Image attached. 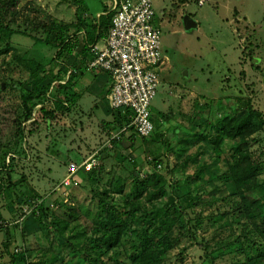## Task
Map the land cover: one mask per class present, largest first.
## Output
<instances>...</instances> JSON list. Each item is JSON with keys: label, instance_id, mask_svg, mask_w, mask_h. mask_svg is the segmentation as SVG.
<instances>
[{"label": "rangeland", "instance_id": "obj_1", "mask_svg": "<svg viewBox=\"0 0 264 264\" xmlns=\"http://www.w3.org/2000/svg\"><path fill=\"white\" fill-rule=\"evenodd\" d=\"M81 1L89 19L109 9L107 0ZM153 6L164 54V64L157 69L156 95L149 106L153 131L148 138L134 135L130 140L131 132L117 126L108 105L111 80L105 72L86 71L78 77L74 90L80 98L69 111H55L51 119L43 117L40 108L53 110V102L34 99L28 104L32 118L23 121V96L33 82L30 62H39L45 70L57 69L52 61L55 50L41 41L45 29L52 21L76 20V7L73 0H0V27L17 32L10 37L13 51L0 57V183L9 186L0 191V264H11L10 254L21 252L31 264H48L56 258L55 264H62L72 258L56 233L62 230L59 223L69 226L65 237L74 226L88 230L97 205L84 179L77 177L79 185L67 187L61 181L75 156L84 161L97 152L105 155L110 140L117 137L122 148L128 147L117 151L131 161L121 162L115 153L104 160L97 157L98 165L103 166L100 187L107 179L120 178L124 194L132 195L128 168H134L142 180L152 172L153 154L160 152L157 173L170 185L167 191L173 190L179 198L188 192L196 199L194 207L185 208L182 226L174 225L175 246L163 264H245L244 253L228 252L227 248L234 246L244 229V219L234 221L238 205L244 200L249 204L253 198L250 193L242 194L243 198L232 195L224 176L228 175V157L216 158L206 120L222 113L218 102L228 109L237 98L249 100L264 116V0H203L202 5L198 0H153ZM186 15L197 22L196 28L184 29ZM59 96L62 98L61 92L54 98ZM194 131L207 136L188 151L197 154V163L206 168L198 180L193 179L197 163H189L183 172H171L182 162L175 155L179 139ZM261 173L259 177L264 179V166ZM178 180L179 187L175 185ZM31 191L39 196L34 203L27 196ZM164 201L162 198L155 205ZM40 203L42 220L31 215ZM77 260L71 262L77 264ZM255 264H264V259Z\"/></svg>", "mask_w": 264, "mask_h": 264}, {"label": "trees", "instance_id": "obj_2", "mask_svg": "<svg viewBox=\"0 0 264 264\" xmlns=\"http://www.w3.org/2000/svg\"><path fill=\"white\" fill-rule=\"evenodd\" d=\"M73 1L76 7V20L69 23L52 21L45 29L44 39L41 40L55 50L52 61L54 60L56 71L45 70L43 65L35 61L30 62L28 66L33 82L31 89L23 96V121L32 118L31 106L28 104L34 99L41 102H53V110L40 108L43 117L50 119L54 117L55 111L67 112L76 104L80 95L74 90V86L78 77L88 71V63L94 57L91 46L103 43L108 35L112 18L111 13H106L108 8H104L100 16L89 19L85 17L82 1ZM15 33L17 32L8 27H0V57L13 51L10 37ZM15 58L18 59L20 56ZM70 60L72 63L67 64ZM57 92H61L62 98L60 96L54 98ZM217 106L222 113L216 114L213 119L206 120V125L209 130L211 129L209 139L214 154L218 160L222 155L228 157V175L224 176L226 182L231 185L232 195L239 194L243 198L242 194L250 193L253 198L249 204H246L244 200L238 205L240 211L234 221L239 223L241 219H244V229L236 238L234 246L227 248V251L244 253L243 262L255 264L264 259V179L259 177L264 166V116L253 109L249 100L237 98L233 106L228 109H224L221 101ZM241 112L245 114L239 116ZM113 114L117 126L120 128L128 126L130 120L127 115H123L120 111H114ZM175 130L173 134L178 137ZM126 132H131L130 140L136 135L132 127H128ZM206 138L203 132L194 131L179 139V148L173 152L175 151L177 159L182 162L179 166L172 168L173 174L175 170L183 172L189 163H197V154L189 155L188 151ZM161 142L170 149L169 143L165 140ZM122 145L121 138H113L105 155L101 156V152H97L95 157L101 156V160H104L115 153V158L128 163L131 160L117 151L118 148H122ZM127 148L123 146L122 149ZM159 156L160 152L153 154L150 166L152 172H149L142 180L134 168H128L132 175V195L124 194L125 185L120 178L107 179L100 187L99 184L103 178L101 164L97 163L98 167L95 166L90 171L79 169L76 176L89 184L90 191L96 198V212L91 226L88 230L74 226L66 237L64 233L69 227L67 223H59L62 230H56L63 250L68 251V255L73 259L78 257L77 264L86 263V261L89 262L88 264H163L167 253L175 246L176 240L171 235L174 225L182 223L185 208L194 207L196 199L188 192L179 198L172 194L173 190L167 191V186L170 185L157 173L161 163ZM82 161L81 157L75 156L72 162L79 165ZM205 170L204 164L201 166L198 164L193 179L202 178ZM180 183V180L175 181L177 187ZM8 187V184L0 183L1 193L7 191ZM115 195H119V198H114ZM27 196L31 203L39 197L32 191ZM162 198L165 201L157 207L155 203ZM145 203L150 206L147 207ZM43 214L42 203L31 210L34 219L42 220ZM69 217H72L71 213ZM2 223L0 214V228H3ZM8 236L7 232L6 244L9 241ZM121 257L124 261H120ZM10 258L11 264H31L22 252L11 253ZM71 259L62 264H73ZM58 260L53 259L48 264H55Z\"/></svg>", "mask_w": 264, "mask_h": 264}, {"label": "built area", "instance_id": "obj_3", "mask_svg": "<svg viewBox=\"0 0 264 264\" xmlns=\"http://www.w3.org/2000/svg\"><path fill=\"white\" fill-rule=\"evenodd\" d=\"M107 1L106 13L112 14L110 29L103 43L91 46L94 57L87 70L109 75V107L130 120L122 130L132 127L139 138H148L153 131L149 106L159 82L157 69L164 64L161 27L156 22L153 0ZM198 1L202 5L203 0ZM95 166V154L79 165L70 163L61 184L76 186L79 169L90 171Z\"/></svg>", "mask_w": 264, "mask_h": 264}, {"label": "water", "instance_id": "obj_4", "mask_svg": "<svg viewBox=\"0 0 264 264\" xmlns=\"http://www.w3.org/2000/svg\"><path fill=\"white\" fill-rule=\"evenodd\" d=\"M99 15V14H98ZM100 16V15H99ZM182 23H183V27L184 29L187 31V30H191V29H194L197 27V22L190 18L189 16H184L183 20H182Z\"/></svg>", "mask_w": 264, "mask_h": 264}, {"label": "crops", "instance_id": "obj_5", "mask_svg": "<svg viewBox=\"0 0 264 264\" xmlns=\"http://www.w3.org/2000/svg\"><path fill=\"white\" fill-rule=\"evenodd\" d=\"M101 43H98V45H100ZM91 72H93V74H101V73H104V72H98V71H91ZM98 72V73H97ZM109 82H110V79H109ZM109 87H110V84L108 85V89H109ZM109 92V91H108ZM108 92L106 93V99H107V101H108V98H107V95H108ZM82 96V95H81ZM109 105V104H108ZM111 110V109H110Z\"/></svg>", "mask_w": 264, "mask_h": 264}]
</instances>
